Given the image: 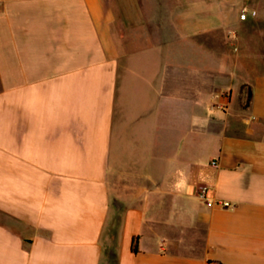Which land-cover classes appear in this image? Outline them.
Instances as JSON below:
<instances>
[{
	"label": "crops",
	"instance_id": "obj_1",
	"mask_svg": "<svg viewBox=\"0 0 264 264\" xmlns=\"http://www.w3.org/2000/svg\"><path fill=\"white\" fill-rule=\"evenodd\" d=\"M111 262L264 264V0H0V264Z\"/></svg>",
	"mask_w": 264,
	"mask_h": 264
},
{
	"label": "built area",
	"instance_id": "obj_2",
	"mask_svg": "<svg viewBox=\"0 0 264 264\" xmlns=\"http://www.w3.org/2000/svg\"><path fill=\"white\" fill-rule=\"evenodd\" d=\"M249 16L256 17L257 16V12L256 11L250 12L247 8H244L242 10L241 19L243 21H246L249 18ZM213 165L216 166V167L218 166L216 162H214ZM200 197L201 198H205V190L201 191ZM223 205L225 207H232L231 204H229V203H223Z\"/></svg>",
	"mask_w": 264,
	"mask_h": 264
},
{
	"label": "trees",
	"instance_id": "obj_3",
	"mask_svg": "<svg viewBox=\"0 0 264 264\" xmlns=\"http://www.w3.org/2000/svg\"><path fill=\"white\" fill-rule=\"evenodd\" d=\"M250 97H251V94H250ZM118 221V219H116ZM138 240H139V237H135L133 239V242H132V251L134 253H137L138 252ZM110 264H116L115 262H111Z\"/></svg>",
	"mask_w": 264,
	"mask_h": 264
}]
</instances>
